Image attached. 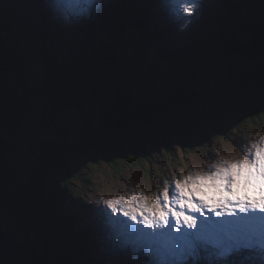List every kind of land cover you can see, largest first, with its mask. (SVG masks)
Segmentation results:
<instances>
[{"label":"rangeland","instance_id":"rangeland-1","mask_svg":"<svg viewBox=\"0 0 264 264\" xmlns=\"http://www.w3.org/2000/svg\"><path fill=\"white\" fill-rule=\"evenodd\" d=\"M151 2L152 0L149 1L150 4L146 3V0L143 2L145 4L141 9V13L144 15L151 12L150 16H146V19L149 21L147 23L149 24V28L151 26V30L155 28L160 32L161 28H163L165 33H159L155 39V43L150 42L146 44L147 42H144L142 37L139 36L137 29L131 28L130 25L124 22L123 11L120 9V0H113L112 3L107 4L94 21L71 29L53 21L41 0H16L14 4H11L12 2L9 1L4 2L0 0V17L14 31L12 34H0V58L4 59L8 66L10 65L11 67V73H0V137L7 139L12 136L18 145L16 156H9L7 149H5L2 153L5 157L7 156L8 161H4V157L0 160V229L16 244L24 245L29 243L38 254L45 255L46 243L48 242L45 235L49 232V228L40 227L44 229V237L40 235V229H34L31 220V214L34 211H31V214H29L24 202V196L25 193L27 195L28 190L27 186H29V183L33 179L29 178L28 174L39 161H44V157L41 155L43 148L35 146L37 143L35 141L38 138L41 139L43 136L53 142L55 140L58 143L59 141L61 143L64 142L66 145L77 143L81 146L84 144H95V140L98 138L96 134L103 128V108L105 105L115 104L113 99L119 96L117 93H119L120 85L117 81H114L113 87L109 88L106 94H104L105 96L103 95V100L106 98V101L98 99H89L87 101L83 98H76L69 103L67 109L61 110L57 114V117L54 118L49 100L44 96L31 95V114L29 117L27 116L26 120H22L24 113L21 108L22 106H19L20 93L22 89L24 90L25 83L29 79L33 77L40 78L38 65L41 64V56L44 49H47V53L51 56L59 55L61 59H66L68 52L71 49H75L73 58L76 61L81 59V54H79L81 51L89 54L88 59L91 55L94 59V53L98 54L95 49L93 50L92 46L103 48L104 51L107 50V54L113 58L112 67L115 70L126 66L130 70V73L132 72V86L129 87L130 93H126L128 95V99H126L130 101V104L134 100L135 102L133 101V103L135 104L132 103L134 107H141L146 101L160 99L158 97L161 94V89L168 93L178 90L176 88L178 82H176L174 72L171 71L174 64H167L159 56L157 57L159 51L164 47H169L166 42L170 46L177 47L169 48L174 49L180 54L170 52L171 55H175L179 59L181 54H189L194 50L196 42L194 41L192 44L190 42L192 40H189L190 38H200L201 34L216 38L236 36L239 33L241 25H244V23L247 25L252 20L264 15V0H210V2L205 4L204 15L201 21L188 32L177 34L163 21L157 12L156 0L153 4ZM151 4L153 8H150ZM41 5L44 9H40ZM5 7L9 9L6 10ZM155 23L157 25L161 23L162 27H154ZM23 24L24 26H29V31L37 36L28 37L30 38L28 41H25L27 39L24 37L25 42L21 44L18 43L16 35L23 31ZM40 33L43 35L42 39L38 36ZM147 33L151 32L147 31ZM152 52H156V54L153 55ZM20 55L26 61V64L28 62L30 64L27 68L28 78L21 74L20 70L18 71L19 73L16 70V61L19 60ZM50 55L49 58H51ZM149 56L154 57V60L153 58L149 59L150 61L145 59ZM242 60L243 57L239 55L229 59L228 64L226 63L221 71H232L231 64L241 63ZM247 60H244L245 65L250 71L261 72L264 70L263 60ZM142 65L152 66L153 72H164L162 80H160L161 82L159 81L157 84L160 87H152L151 83L152 81L155 82V79L148 80L142 78L146 73ZM110 77H112V74ZM94 82L102 84L103 87L107 84L102 81ZM197 82L199 81L195 83ZM28 84L30 83H27V87L30 88ZM200 85L205 90L208 89L206 83ZM257 92V95L264 102V84H262V87ZM129 96L132 97V101ZM110 101L113 102L107 103ZM106 108L107 106H105ZM180 108H183L188 115L192 109V105L188 104ZM223 113L224 123H217L218 129L221 130L219 132L214 130L210 125L200 127L194 122L190 123L193 135L191 150H185L177 133L173 134L174 155L164 154V141L155 121L161 115H157L151 123H148L153 140L151 141L149 150H147L149 154H145L142 157L141 155L139 156V161L144 163L141 169L139 168V163L129 165L128 161H124L120 157L115 158L116 156H114V160H116L114 162L111 158H106L94 152L95 150L90 153H84L82 150H79L75 155L76 158L69 161L72 170L78 173L76 177H72L74 187L64 190L60 195L62 202L61 199L58 202L60 206L57 204L60 211L57 212L62 214L66 212V216L63 219L71 224L66 225L64 223L66 230L72 227V231L77 230L78 234H83L82 236H84V240L81 237H77L79 250L83 253H86V250H88V253H90L92 249L94 253L89 256L87 254L79 257L75 255V258L78 260H89L95 264H107L108 258L100 254L98 249L99 244L95 230L91 224L89 209V201L95 197L98 191H103L110 186L116 185L118 181L127 185L130 178L133 181L142 179L146 182H152L153 177L158 176L160 172H164L169 165H183L187 163L188 158L194 155L198 149L211 147V138L215 137L218 140L227 141L228 137L221 135L225 131L231 132V135L237 140H241L247 136L249 132L247 134L241 133L239 131L240 127L237 126L241 116L239 107L231 104L223 109ZM42 118L45 121V126L40 129L39 125L42 123ZM142 122L145 123L144 121ZM111 129L115 131V128L112 127ZM126 130L128 129L123 131ZM123 131L114 133V136L121 134ZM16 132L18 135L14 136ZM92 132L96 134L94 135ZM19 147H23L26 150H22ZM128 147L124 145V148H126L125 153L128 152ZM41 179L45 178L42 177ZM61 186L60 184L59 188H62ZM28 203L30 206L31 202ZM70 205L71 207L69 208ZM74 211H78L75 216ZM70 216H74V219H70ZM54 218L58 222L62 220V216H54ZM50 221L53 220L51 219ZM68 235H71V233H68ZM86 236L93 237L94 239H92L97 244L87 247L90 245L89 242L91 240L90 238H86ZM125 263L127 261L123 258L118 261V264ZM113 264H116V262L113 261Z\"/></svg>","mask_w":264,"mask_h":264},{"label":"clouds","instance_id":"clouds-1","mask_svg":"<svg viewBox=\"0 0 264 264\" xmlns=\"http://www.w3.org/2000/svg\"><path fill=\"white\" fill-rule=\"evenodd\" d=\"M66 28L94 21L113 0H41ZM210 0H156L177 34L201 21ZM211 138L183 165L98 191L89 201L107 264H264V130ZM0 260L3 261L2 258Z\"/></svg>","mask_w":264,"mask_h":264},{"label":"trees","instance_id":"trees-1","mask_svg":"<svg viewBox=\"0 0 264 264\" xmlns=\"http://www.w3.org/2000/svg\"><path fill=\"white\" fill-rule=\"evenodd\" d=\"M3 1H9L12 2L11 4H14L16 0ZM129 2L124 1L121 3V7L127 11L128 16L129 10L135 11L126 24L130 25L133 29H137V31L141 30L143 32L144 29L140 22L142 21L147 24L148 20L146 17L139 18L135 16L138 8L142 9L144 4L142 0H130ZM5 8L6 10L9 9ZM40 9H44L42 5ZM0 22V34H12L14 32L11 27L9 28L3 22L2 17H0ZM29 29V26H24L23 31L17 33L18 43L22 44L30 40L33 35L37 36L29 31ZM140 35L144 42H147L146 44L150 42L155 43V39L158 36H153V33L149 34L145 31ZM24 37L27 40L24 41ZM199 37L197 39H189L192 40L190 41L192 44L194 41L196 42V48L189 54H181L179 59L175 55H169L171 51L174 52V49L172 50L169 47H164L157 53V57L159 56L167 64H174L171 71L174 72L176 82H178L177 89L190 80L206 83L208 88L200 92L195 101L190 104L192 105V109L188 115L183 108L175 107L169 115L160 116L155 120L164 141L163 151L165 155H174L173 134L175 133L181 139L182 147L185 150L192 149L193 135L191 133V122L198 124L200 127L210 125L217 132L221 131L218 129L217 123H224L223 109L231 104L240 108L241 116L237 126L240 127L239 131L241 133L247 134L251 131L264 130V102L257 95V91L264 84V70L261 72L250 71L245 65V61H242L241 63H229L232 66V71H221L229 59L238 55L253 61L264 60V15L252 20L247 25L246 23L241 25L239 33L236 36L216 38L201 34ZM92 48L93 50L95 49L98 55L94 53V59L92 55L88 59L87 57L89 56L82 51V53H79L81 54L79 61L73 58L75 49H71L68 52L66 59H61L59 55L49 58V53L42 51L41 64L38 65L40 78L33 77L29 79L27 83H30L28 84L30 88L25 83V88L20 93L19 106H22L20 107L24 113L22 120H26L31 114V95L47 98L53 109L54 118H56L57 114L61 110L67 109L69 103L76 98H83L87 101L89 99L102 101L103 95L106 94L109 88L113 87L114 81H117L120 85L119 93H130L129 87L132 86L133 79L132 72L130 73V70L126 66L115 70L112 67L113 62L111 56L107 54V50L104 51V49L94 46ZM152 54L155 55L156 52H152ZM152 58L154 60V57L151 56L145 59L149 60ZM22 59L23 57L21 56L19 57V62L16 61V70L17 72L20 70L19 72L28 78L27 68L30 64L28 62V64L25 63L26 65H24ZM142 66L146 72L142 78L148 80L155 79V82L152 81L151 83L152 87H160L157 84L162 80L164 72H153L152 66ZM0 73H11V67L1 58ZM111 74L112 77H110ZM94 81H102L107 84L103 87L102 84ZM166 93L168 92H164L161 89V96H164ZM41 122L39 125L40 129L45 126L43 118ZM92 134L95 135L96 133L92 132ZM16 135H18L17 132L14 133V136ZM96 135L98 138L95 140V144H84L83 146L78 143L66 145L64 142L61 143L59 141L58 143L56 140L53 142L43 136L41 139L38 138L35 141V143L37 142L35 146L43 148L41 155H43L44 161H39L28 174V177L33 179H30L31 182L27 186L28 190L27 195L25 193L24 202L29 214H31V211H34L31 214L34 229H40L39 233L44 237V229L40 227L49 228V232L45 235L48 242L46 243L44 253L46 256L53 258L55 264L87 263L86 260L75 258V255L81 256L82 251L79 250L77 237L83 234H78V231L74 233L71 229L72 227H70L71 230H66V225L70 224L63 219L66 216V212L64 210L65 215L58 213L60 212L58 210V202L63 192L59 188L60 184L66 189L73 188L72 177H76L78 174L77 171L72 170L69 161L76 158L75 155L79 150H82L84 153H90L95 150L94 152L106 158H111L114 162L116 161L114 160L115 158L120 157L124 161H128L129 165L139 163V168L141 169L144 163L139 161V156L141 155L142 157L145 154H149L147 150H149L151 141L153 140L150 125L139 122L132 123L128 130L123 131L117 136H108L103 131V128ZM5 141L9 156H16L18 145L14 138L11 136ZM124 145L129 146L127 153H125L126 148H124ZM19 148L26 150L23 147ZM114 156L116 157L114 158ZM3 160L8 161L7 156H4ZM42 177L45 179H41ZM28 202H31V208ZM54 216H62V220L58 222ZM70 218L72 219L71 216ZM51 219L53 221H50ZM68 233H71V235H68Z\"/></svg>","mask_w":264,"mask_h":264},{"label":"water","instance_id":"water-1","mask_svg":"<svg viewBox=\"0 0 264 264\" xmlns=\"http://www.w3.org/2000/svg\"><path fill=\"white\" fill-rule=\"evenodd\" d=\"M195 82V80L188 81L183 84L181 88L176 90V92L167 93L158 100L155 99L148 102L146 101V103L142 104L141 107H134L132 105L133 101L131 100V96H129V98L131 97L130 100L132 101L130 104V101H127L128 95H122L127 99L126 103L120 104H125V106L129 108V111L125 106L120 107V104L117 105L119 107H117V109H115V107L114 110H109L108 108L105 109V105L103 108V130L109 135H113L114 133L116 134L125 129H129L131 123H141L142 121L149 123L154 120L157 115L163 116L170 114L176 105V107H182L183 105L190 104L194 99H196V97H198L200 92L204 91V88L200 85L202 83ZM174 96L179 97L178 100H175L176 102L174 101ZM111 105L114 106L115 104ZM140 114L144 116L141 117ZM112 127L115 128V131H112ZM5 149L6 141L4 138L0 137V160L3 156L2 152H4ZM0 258L3 259V261L0 260V264H33L34 262H26L27 258L30 260H44L46 256L38 254L35 248L29 243L24 245L16 244L0 229Z\"/></svg>","mask_w":264,"mask_h":264},{"label":"bare ground","instance_id":"bare-ground-1","mask_svg":"<svg viewBox=\"0 0 264 264\" xmlns=\"http://www.w3.org/2000/svg\"><path fill=\"white\" fill-rule=\"evenodd\" d=\"M129 2L130 0H120V3H122V2ZM145 0H142V2H144ZM149 1L150 0H146V3H148V4H150L149 3ZM118 2V1H117ZM153 2H155V0H152V4H153ZM130 3V2H129ZM224 3V2H223ZM126 4V3H125ZM145 4V3H144ZM150 5V8H153V5ZM211 4V3H210ZM8 5V4H7ZM133 5V4H132ZM118 6V5H117ZM137 6V5H136ZM129 7V6H128ZM141 7V6H140ZM122 11H123V16H124V22H127L128 20H129V18H130V16H132V14L135 12H133L132 10L130 11L129 10V16H128V14H127V11H125L122 7L120 8ZM129 9V8H128ZM149 9V8H148ZM44 12V11H43ZM42 12V13H43ZM150 13L151 12H148V13H146V14H144L143 15V13H141V8H138V11H137V13H136V16L135 17H146V16H150ZM207 16V15H206ZM131 20V19H130ZM149 22V21H148ZM141 24H142V26H143V29H144V31H149V32H151V33H153V36L154 35H158L159 33L161 34V33H165V30L163 29V28H161V32L160 31H157L155 28L154 29H152L151 30V26H150V28H149V26L145 23L144 24V22H140ZM154 27H162V25H161V23L160 24H158L157 25V23H155V25H154ZM143 31V32H144ZM25 32V31H24ZM143 32L140 30V31H138V34H139V36H141L140 34H143ZM20 33V32H19ZM28 33V32H27ZM151 33H149V34H151ZM24 34V33H23ZM29 35V34H28ZM24 36H25V34H24ZM39 38H43V35H42V33H40L39 35ZM54 36V35H53ZM35 37V36H34ZM188 41V40H187ZM44 42V41H43ZM141 42V41H140ZM166 44L169 46V47H172V48H177L176 46H170L169 45V43L168 42H166ZM186 44V43H185ZM192 45V44H191ZM198 47V46H197ZM171 48V49H172ZM196 48V47H195ZM103 49V48H102ZM45 50V52H47L48 50L47 49H44ZM43 50V51H44ZM173 50V49H172ZM178 51V50H177ZM174 52H176L175 50H174ZM173 51H171V53H174ZM80 53H82V51L80 52ZM84 53H86V52H84ZM178 53V52H177ZM179 54V53H178ZM50 55V54H49ZM88 56H89V54H87ZM169 55H171V54H169ZM51 56V55H50ZM172 56V55H171ZM177 57V56H176ZM132 58V57H131ZM178 58V57H177ZM111 59H112V62H113V58L111 57ZM176 59V58H175ZM246 59V61H248L247 60V58H244L243 57V60L242 61H244ZM128 60V59H127ZM18 62H19V60H17ZM22 61H24L25 63H26V61L24 60V59H22ZM264 61V60H263ZM24 63V65H26ZM10 66V65H9ZM42 68V67H41ZM173 92H176V90H174ZM173 92H171V93H173ZM167 94V93H166ZM165 94V95H166ZM117 95H119L117 98H115V99H113V101H115V105L113 106V105H111L110 103H112L111 101L110 102H107V103H109L110 105H106L107 106V108L109 109V110H114V108L115 109H117V107H119V106H117L118 105V102H119V104L120 103H126V97L124 98L123 96H125L126 95V93H117ZM123 95V96H122ZM162 96H161V94L159 95V97L158 98H161ZM178 98L179 97H177V96H174V101L175 100H178ZM197 98V97H196ZM166 99V98H165ZM106 101V100H105ZM134 101V100H133ZM195 101V99L192 101V102H194ZM135 102V101H134ZM176 102V101H175ZM180 102V101H179ZM191 102V103H192ZM101 103V102H100ZM190 103V104H191ZM135 104V103H134ZM188 105V104H187ZM187 105H183L182 107H184V106H187ZM125 106V104H120V107H124ZM177 106V105H176ZM175 106V107H176ZM126 108H127V110L129 111V108L127 107V106H125ZM138 107H140V106H138ZM178 107H180V106H178ZM93 108V107H92ZM23 111V110H22ZM103 115V114H102ZM105 115V114H104ZM140 116L142 117V116H144V115H142V114H140ZM146 116V115H145ZM163 116H166V115H163ZM106 118V117H105ZM140 123V122H139ZM143 123V122H142ZM149 123H151V122H149ZM146 124H148V123H146ZM104 131V130H103ZM105 132V131H104ZM252 132V131H251ZM254 132V131H253ZM107 135L108 136H110V137H112V136H114V134L113 135H109L108 133H107ZM6 140V139H5ZM7 144V143H6ZM5 155L3 154V156H2V158L4 157ZM62 188V191L64 192V190H66V188H64L63 186H61ZM62 192V193H63ZM61 202H62V199H61ZM59 206H60V204H59ZM71 207V205L69 206V208ZM78 213V211H74V216H75V214H77ZM65 215V214H64ZM65 217V216H64ZM70 218V217H69ZM73 218V217H72ZM71 219V218H70ZM74 219V218H73ZM82 219H84V217H82ZM76 227V226H75ZM84 227V226H83ZM74 233H76L77 232V230L76 231H73ZM82 238L83 240H84V236H78V238ZM86 238H90V245H88L87 247H91V246H95L96 244H97V242L96 241H94L93 239V237H91V236H86ZM93 238V239H92ZM98 249H99V247H98ZM87 254V256H89V255H93L94 253L92 252V249H91V251H90V253H88V250H86V253H83V252H81V256H84V255H86ZM26 262H29V263H38V264H55V261H54V259L53 258H51V257H48V256H46V258L44 259V260H40V259H35V260H30V259H28L27 258V260H26ZM33 263V264H34ZM2 264V263H1ZM86 264H95V263H92L91 261H87V263ZM97 264V263H96ZM103 264V263H102ZM125 264H128V262L127 263H125Z\"/></svg>","mask_w":264,"mask_h":264}]
</instances>
